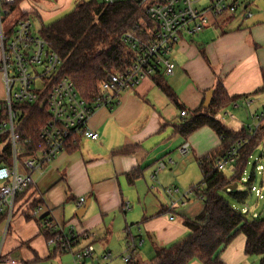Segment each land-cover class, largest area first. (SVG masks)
Here are the masks:
<instances>
[{"label": "crops", "instance_id": "0c3cea01", "mask_svg": "<svg viewBox=\"0 0 264 264\" xmlns=\"http://www.w3.org/2000/svg\"><path fill=\"white\" fill-rule=\"evenodd\" d=\"M58 1L69 4L71 0ZM256 2L249 5V17L236 13L218 18L210 25L219 28L217 33L211 32L198 49L182 38L174 45L175 68L165 80L185 112L201 107L207 91L218 83L228 96L248 95L264 107V94H252L262 85L264 68V5ZM16 4L21 15L35 11L26 0ZM189 90L191 94H185ZM179 106L155 86L152 77H146L122 93L112 109H96L88 127L97 132V139L79 137L35 170L25 193L38 199L43 212L65 232L72 226L76 233L88 236L80 237L71 252L56 253L39 231L38 220L22 214L10 220L4 237L5 223L0 221L3 251L20 264H75L73 251L91 244L93 255L84 264H128L122 260L126 254L137 264H151L156 249L186 236L189 231L181 217L193 218L204 207L198 193L203 178L198 159L221 141L208 127L186 137L173 133V124L181 120ZM184 143L188 148L182 154L179 149ZM80 197L85 201L79 207ZM86 202L78 217L76 212ZM244 244V236L238 234L220 253V260L248 264ZM106 253L109 258H104ZM189 264L202 263L194 259Z\"/></svg>", "mask_w": 264, "mask_h": 264}, {"label": "built area", "instance_id": "2783aa9c", "mask_svg": "<svg viewBox=\"0 0 264 264\" xmlns=\"http://www.w3.org/2000/svg\"><path fill=\"white\" fill-rule=\"evenodd\" d=\"M106 4L120 1L132 2L139 8L143 19L134 29L122 35V42L132 53L129 67L111 72L100 82L98 93L92 101L82 98L71 80L59 74L62 61L51 43L32 28L27 16H19L7 29H2V16L8 15L15 0H0V72L4 83V97L0 99V221H4L2 237L5 236L16 207L22 214L39 221V231L48 233L46 243L71 252L76 241L88 236L78 234L73 227L65 232L61 225L51 220L41 205L30 207L31 197L25 195L32 186V173L41 170L57 154L65 151L79 137L97 139V132L88 127L94 111L100 107L112 109L120 102L121 94L134 89L144 78L155 74L169 75L175 65L171 50L184 34L196 33L213 25L226 14L240 13L249 17L250 3L255 0H100ZM264 3V0H261ZM40 101L46 107L49 119L38 128V141L33 149L20 145L16 128L21 110L19 103L32 104ZM242 104L251 106V99L243 98ZM234 101V106H239ZM184 116L185 112L180 111ZM253 125L246 126L252 133L264 117V110L252 113ZM25 142H29L26 140ZM241 139L229 148L217 161L215 167L224 170L238 158ZM26 147V146H25ZM188 144L180 147L187 152ZM28 153V154H24ZM260 169H263L260 166ZM197 186L196 188H198ZM258 198L260 189L251 186ZM25 193L21 195L22 192ZM85 199H78V206ZM93 255L91 244L73 251L75 264H84ZM106 253L104 258H109ZM132 262L131 254L122 257ZM0 264H20L2 249L0 241Z\"/></svg>", "mask_w": 264, "mask_h": 264}, {"label": "trees", "instance_id": "16d2710c", "mask_svg": "<svg viewBox=\"0 0 264 264\" xmlns=\"http://www.w3.org/2000/svg\"><path fill=\"white\" fill-rule=\"evenodd\" d=\"M142 19L139 8L132 2L106 4L97 0H79L70 13L42 25L38 33L58 53L62 61L59 74L72 81L82 98L92 101L100 82L109 73L122 71L131 64L132 53L122 42V35L134 29ZM261 78L262 85L252 94H264V68L261 69ZM152 80L172 103L179 106L165 75H152ZM247 97H230L218 83L206 110L201 106L185 112L184 107L179 106L185 115H180L181 120L173 124V133L186 137L202 127H208L221 142L198 159L203 173L202 189L198 191L204 201L203 209L193 218L181 217L188 234L169 246L156 249L151 264H189L194 259L202 264H224L219 255L238 234L245 238V255H258L259 264H264V215L247 219L222 195L228 194L238 203H245L251 192V187L241 190L238 185L253 150L264 141V117L249 133L243 126L235 131L215 116L218 109ZM18 105L21 114L16 130L20 135V145L24 149H33L38 141V128L49 119L48 111L39 100ZM241 139L244 143L238 149L232 172L224 174L223 170L215 167L216 161ZM233 183H237L234 190H224ZM36 205L40 202L32 199L30 207ZM45 235L47 238L48 233ZM54 251L63 253L59 247H54ZM128 264L137 263L132 261Z\"/></svg>", "mask_w": 264, "mask_h": 264}, {"label": "rangeland", "instance_id": "374dc122", "mask_svg": "<svg viewBox=\"0 0 264 264\" xmlns=\"http://www.w3.org/2000/svg\"><path fill=\"white\" fill-rule=\"evenodd\" d=\"M31 3L32 7L35 6V11L29 12L27 17L32 22V28L34 31H38L42 25L53 22L60 17L70 13L73 10L75 3L79 0H71L69 4H61L58 0H26ZM100 2V0H97ZM258 5H264L261 0H256ZM21 15L20 8L18 4H15L8 15L2 16V29L5 31L9 24ZM222 17V16H221ZM219 28L213 26H206L204 29L193 33L189 36H183L182 39L190 42L193 49H198L199 43L207 42L208 38L211 36V32L218 31ZM177 51V45L173 47L172 54L175 56ZM177 53V52H176ZM168 81L170 77H167ZM190 90L185 92V94H191ZM242 99H239V103ZM207 108H205L206 110ZM264 110V107H258L256 102L252 101L251 106L240 103L239 106H234L233 104L227 105L224 109H221L215 113V116L226 126H229L236 131H239L242 126L246 127L248 125H253L252 113H259ZM260 166L263 169H260ZM233 165L225 166L223 172L224 174H231ZM264 173V141H262L252 152L249 158L248 164L245 167L242 180L240 181L239 189H249V187L254 186V188L260 189L262 193V198H258L254 190H251L248 199L245 203H238L233 197L228 194L222 193V195L229 200V202L247 218L252 219L256 216L264 215V185H262V174ZM250 177H253L250 180ZM22 207H16L15 213L12 218L21 215ZM12 231V227L10 232ZM258 255H248V264H259Z\"/></svg>", "mask_w": 264, "mask_h": 264}, {"label": "water", "instance_id": "95a60500", "mask_svg": "<svg viewBox=\"0 0 264 264\" xmlns=\"http://www.w3.org/2000/svg\"><path fill=\"white\" fill-rule=\"evenodd\" d=\"M212 94H213V90H209V91H207V93H206V95H205V98H204V101H203V104H202V106L204 107V108H207L208 106H209V104H210V100H211V97H212ZM237 187V183H233V184H231V185H228V186H226L225 188H224V190H234L235 188ZM87 202L84 204V206L83 207H81V208H79V210L76 212V215L78 216V217H81L82 215H83V213H84V211H85V208H86V206H87Z\"/></svg>", "mask_w": 264, "mask_h": 264}]
</instances>
